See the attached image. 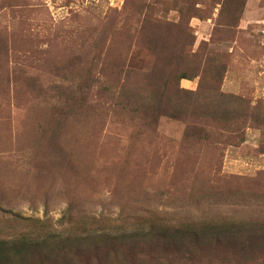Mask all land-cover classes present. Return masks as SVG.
Wrapping results in <instances>:
<instances>
[{
    "label": "rangeland",
    "instance_id": "rangeland-1",
    "mask_svg": "<svg viewBox=\"0 0 264 264\" xmlns=\"http://www.w3.org/2000/svg\"><path fill=\"white\" fill-rule=\"evenodd\" d=\"M0 264H264V0H0Z\"/></svg>",
    "mask_w": 264,
    "mask_h": 264
},
{
    "label": "trees",
    "instance_id": "trees-1",
    "mask_svg": "<svg viewBox=\"0 0 264 264\" xmlns=\"http://www.w3.org/2000/svg\"><path fill=\"white\" fill-rule=\"evenodd\" d=\"M200 70V69H199ZM176 72V71H175ZM174 72V73H175ZM184 73V72H183ZM183 73L181 74V78H188V77H192L191 74H187L186 76L183 75ZM177 76V75H176ZM177 82V80H176ZM152 87L154 86V89L151 90V92H149L146 95V99L145 100H137L134 95H136L138 92H136V94L133 92L132 94H130L128 96V98H124L126 100L127 103H129L130 105L134 106L144 117V119L147 120L148 124H156L157 120L159 117H161L162 115H166L169 116L166 112V107L170 105V97L166 94V88H158L156 89V86L158 85L157 83H151ZM69 90H67L66 92H61L59 91V93L61 95L63 94H70L71 99L73 98V96H75L76 92H68ZM77 93H80L81 90L77 88ZM173 94V98H175V96L179 95V90L177 88H174V93ZM149 95V96H148ZM175 100V99H173ZM174 107H177L176 104L173 105ZM171 117V116H170ZM27 252V250H25Z\"/></svg>",
    "mask_w": 264,
    "mask_h": 264
}]
</instances>
